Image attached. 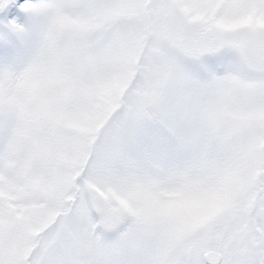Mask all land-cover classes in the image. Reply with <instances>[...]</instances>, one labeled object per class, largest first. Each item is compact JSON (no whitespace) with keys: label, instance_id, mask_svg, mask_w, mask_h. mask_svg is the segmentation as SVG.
I'll return each instance as SVG.
<instances>
[{"label":"snow or ice","instance_id":"obj_1","mask_svg":"<svg viewBox=\"0 0 264 264\" xmlns=\"http://www.w3.org/2000/svg\"><path fill=\"white\" fill-rule=\"evenodd\" d=\"M166 7L0 0V264H264V0Z\"/></svg>","mask_w":264,"mask_h":264},{"label":"rangeland","instance_id":"obj_2","mask_svg":"<svg viewBox=\"0 0 264 264\" xmlns=\"http://www.w3.org/2000/svg\"><path fill=\"white\" fill-rule=\"evenodd\" d=\"M152 5H166L149 17L151 31L148 41L156 59L190 56L201 47L202 34L207 29L206 19L199 6L206 0H145Z\"/></svg>","mask_w":264,"mask_h":264}]
</instances>
